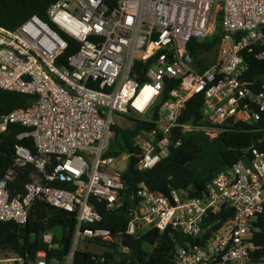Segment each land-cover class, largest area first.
Wrapping results in <instances>:
<instances>
[{"label":"built area","instance_id":"2783aa9c","mask_svg":"<svg viewBox=\"0 0 264 264\" xmlns=\"http://www.w3.org/2000/svg\"><path fill=\"white\" fill-rule=\"evenodd\" d=\"M46 16L48 21L32 14L14 29L0 26V89L29 97L25 107L2 116L0 133L19 123L27 129L17 137L33 145H17L0 177V221L24 225L37 202L74 219L69 250L49 259L38 252L29 264H52L58 253V262L72 264L78 241H113L96 208L123 204L124 168L110 149L111 125L115 116L145 119L166 79L177 83L152 120L156 127L134 137L138 170L153 167L179 144L171 141L175 126L187 136L243 122L264 141V75L250 79L245 58L253 54L264 61V0H116L112 7L105 0H54ZM61 32L76 43L68 56ZM216 33L214 60L200 63L188 43ZM136 61L148 63L143 78ZM195 94L202 96L201 121L179 124L184 103ZM241 153L212 175L201 196L188 197L183 189L163 195L140 184L126 234L148 226L201 237L214 223L205 224L206 216L230 208L231 218L203 243L176 248L168 264H253L252 222L264 204V150L250 146ZM41 236L49 250L60 248L50 231Z\"/></svg>","mask_w":264,"mask_h":264},{"label":"trees","instance_id":"16d2710c","mask_svg":"<svg viewBox=\"0 0 264 264\" xmlns=\"http://www.w3.org/2000/svg\"><path fill=\"white\" fill-rule=\"evenodd\" d=\"M54 0H0V26L14 29L32 14H37L48 21L46 9ZM109 7H112L116 0H105ZM58 30V29H57ZM59 31V30H58ZM63 37L69 42V47L63 55L68 56L75 51L76 43L65 33ZM219 39L218 33L205 40L192 39L187 49L190 54L200 63H210L216 55V45ZM214 56L207 61V56ZM249 63L247 76L250 79H261L264 75V61L258 60L253 54L245 56ZM148 63L136 61L135 69L142 71ZM177 80L166 79L165 86L158 101L152 107L145 119L129 117L133 122L130 127H122L116 123L111 125L114 141L118 144L119 150L113 155L126 154V167L120 173L125 182L121 191L123 204L116 210H107L102 203H97L96 208L101 216L99 225L108 229L113 237L123 247L130 250V258L120 259L114 263V254L104 252L102 255H95L83 250H76L72 264H168L171 262L173 253L179 246L187 243L194 245L203 243L210 231L217 228L223 221L232 217V210L222 208L217 214H208L205 224L212 223V226L205 231L201 237L186 236L179 231L167 228L159 232L157 228L151 227L143 232L126 234L128 221L132 212L138 208V200L134 197L136 188L143 184L148 189L168 195L171 189H183L188 197L201 196L205 191L207 182L216 172L203 173L196 160L199 158L203 148L202 140L196 134L184 135L180 126L172 130L171 141L177 146H171L167 155L160 159L153 167L146 170H138L137 163L140 158V147L134 142V137L142 131H149L156 127V120L159 117L158 111L164 101L168 99V89L176 85ZM28 95L16 91L0 89V119L15 108L27 105ZM202 101L200 94H195L186 100L184 107L178 117L179 124H198L201 121L199 105ZM257 125V123H256ZM27 128L19 123H11L7 129L0 133V177L11 165L14 149L17 145H25L33 149L30 138L19 139L17 136ZM254 126L243 122H237L225 130H221L220 139L225 146L221 152L223 164L230 166L242 156L241 149L255 146L264 150V141H260L261 132L255 131ZM63 187L64 185H59ZM133 195V196H132ZM29 220L20 225L12 221H0V248H11L20 258L27 261L34 260L38 252H46L49 259L55 252L65 254L70 247L73 232L74 219L71 214L58 209L46 208L40 202L33 205ZM253 224L252 241L255 248L251 251L253 264H264V204L263 211L257 215ZM55 226L67 229L66 234L60 241V248L49 250L42 240V232ZM55 240V239H54ZM56 241V240H55ZM103 243H107L103 241ZM106 245L114 248L115 242L110 241ZM103 257V260L99 259ZM57 264H62L61 262Z\"/></svg>","mask_w":264,"mask_h":264},{"label":"rangeland","instance_id":"374dc122","mask_svg":"<svg viewBox=\"0 0 264 264\" xmlns=\"http://www.w3.org/2000/svg\"><path fill=\"white\" fill-rule=\"evenodd\" d=\"M214 54L207 56V61L212 60L211 58ZM114 121L116 124L122 127L132 126V121L123 119L120 116H115ZM193 132L202 140L203 148L199 155V158L196 160V164L203 173H208L212 170L219 171L222 170L225 165L223 164L221 152L224 150L225 146L223 145L220 139V128H202L201 130H190L189 133ZM113 151H118V144L113 141L110 148ZM120 157V158H119ZM117 165L121 168L126 167V154H120L118 156ZM148 229V226H144V230ZM48 231L54 236L56 241H60L62 237L66 234L67 229H64L61 226H55ZM115 242L114 248L109 247L105 243L99 240H80L76 243V248L78 250H83L86 252L94 253L95 255H102L104 252H112L114 254V263L118 262L120 259H129L130 250L126 247H123L120 242L113 240ZM58 261H52V264H57ZM0 264H22L21 258L11 249V248H0Z\"/></svg>","mask_w":264,"mask_h":264},{"label":"water","instance_id":"95a60500","mask_svg":"<svg viewBox=\"0 0 264 264\" xmlns=\"http://www.w3.org/2000/svg\"><path fill=\"white\" fill-rule=\"evenodd\" d=\"M61 257H62V255H61L60 253H58V254L55 256V258H56L57 261H60V260H61Z\"/></svg>","mask_w":264,"mask_h":264}]
</instances>
